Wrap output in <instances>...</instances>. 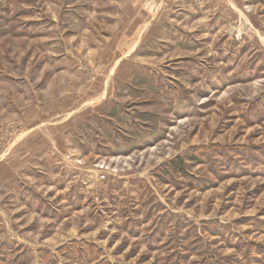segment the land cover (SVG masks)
I'll list each match as a JSON object with an SVG mask.
<instances>
[{"label": "rangeland", "instance_id": "rangeland-1", "mask_svg": "<svg viewBox=\"0 0 264 264\" xmlns=\"http://www.w3.org/2000/svg\"><path fill=\"white\" fill-rule=\"evenodd\" d=\"M0 264H264V0H0Z\"/></svg>", "mask_w": 264, "mask_h": 264}, {"label": "crops", "instance_id": "crops-1", "mask_svg": "<svg viewBox=\"0 0 264 264\" xmlns=\"http://www.w3.org/2000/svg\"><path fill=\"white\" fill-rule=\"evenodd\" d=\"M132 47V46H131ZM133 49H131V51H129L130 53L132 52Z\"/></svg>", "mask_w": 264, "mask_h": 264}, {"label": "built area", "instance_id": "built-area-1", "mask_svg": "<svg viewBox=\"0 0 264 264\" xmlns=\"http://www.w3.org/2000/svg\"><path fill=\"white\" fill-rule=\"evenodd\" d=\"M101 178H104V176H102Z\"/></svg>", "mask_w": 264, "mask_h": 264}]
</instances>
